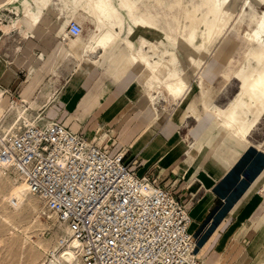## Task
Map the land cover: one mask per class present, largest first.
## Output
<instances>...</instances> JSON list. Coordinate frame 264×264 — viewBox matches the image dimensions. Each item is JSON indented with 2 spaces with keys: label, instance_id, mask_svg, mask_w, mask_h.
Returning <instances> with one entry per match:
<instances>
[{
  "label": "crops",
  "instance_id": "0c3cea01",
  "mask_svg": "<svg viewBox=\"0 0 264 264\" xmlns=\"http://www.w3.org/2000/svg\"><path fill=\"white\" fill-rule=\"evenodd\" d=\"M113 1L117 11L116 31L120 32L121 27L122 31L108 52L102 48L90 52L86 48L92 41V32L97 31V22L84 39L85 47L75 48V37H67L64 40L69 22L80 10L77 0H49L40 4L30 0L33 10L39 15L36 25L24 22L22 29L11 27V23L0 27V61L7 70L18 66V71L28 72L26 94L38 95V108L43 111L39 113L51 121L64 122L71 126L73 131L82 130L86 134L85 138L90 141H93L90 126L101 125L100 122H105L106 116L110 118V123L118 113L124 109L128 110L129 105L140 97L137 92L133 93L134 90H129L133 86V78L136 77L138 69H129L126 71L130 75L127 79L115 82L117 73H111L113 71L110 68L102 66L101 60L109 52L110 58L117 44L124 43L126 47V39H131L136 47L140 45L141 39L149 40L145 36L135 38L139 30L161 33L156 29L143 27L142 21H138V14L123 8L120 0ZM65 10L68 11L67 14ZM37 30L39 32H36ZM237 30H240L238 23L219 40L216 48L210 50L211 54L205 56L201 64L198 63L200 67L189 60L190 55L185 54L186 49L175 48V44L165 34L170 46L166 50L162 51L159 45L149 40L157 47V51H154L157 56L152 55L154 59L158 58L159 54L165 57L171 52L178 54L185 68L188 89L179 101H175L165 89L158 92L143 81L147 87L144 91L148 95L152 111L141 116L128 117L133 118L131 125L135 127L131 132L123 133L125 138L123 136L121 140L125 144V151L120 153L111 150L113 153L124 155L125 160L132 164L140 175L153 173L162 186L172 190L175 196L189 207L193 218L192 231L210 233L201 248L212 235H216L214 245L206 254L208 262L212 259L211 256L207 257L208 255L224 252L244 253L250 248L239 244L234 246L235 251H227L228 243L233 238L239 239L241 243L248 238L252 241L264 238V140L257 142L251 138L264 116L247 135L249 147L242 150L228 140L215 118L207 112L208 108L214 106L227 107L240 94L238 79L228 80L230 60L236 53L234 47L238 46V40L233 34V31L239 32ZM160 42L164 43L162 39ZM38 45L44 49H33V46ZM141 69L144 71L142 66ZM55 77H65L56 93L52 90V79ZM201 79L211 84L208 93H215L213 101L205 100ZM193 80L198 82L195 89ZM234 82H238V92L225 105L217 103V91L230 90ZM149 91L155 97L154 100L151 99ZM164 92L170 102L178 105L165 119L163 112L157 107V93ZM24 99L33 111L34 106L28 98ZM191 118L199 123V136L203 128L212 123L233 148L211 143L207 148L201 147L195 153L192 145V135L195 133L189 129L188 124ZM141 122L145 128L136 129ZM250 149H255L256 154L251 155L248 151ZM219 208H222V211L215 216ZM247 225L249 228L245 231L244 227ZM201 259L203 261V258Z\"/></svg>",
  "mask_w": 264,
  "mask_h": 264
},
{
  "label": "built area",
  "instance_id": "2783aa9c",
  "mask_svg": "<svg viewBox=\"0 0 264 264\" xmlns=\"http://www.w3.org/2000/svg\"><path fill=\"white\" fill-rule=\"evenodd\" d=\"M82 31L77 21L68 26L69 37ZM0 161L70 228L57 243L77 242L82 264H205L204 232L192 231L189 207L153 173L140 175L124 155L66 124L31 125L3 137Z\"/></svg>",
  "mask_w": 264,
  "mask_h": 264
},
{
  "label": "bare ground",
  "instance_id": "6f19581e",
  "mask_svg": "<svg viewBox=\"0 0 264 264\" xmlns=\"http://www.w3.org/2000/svg\"><path fill=\"white\" fill-rule=\"evenodd\" d=\"M31 1L40 4L42 1L47 2L49 0ZM120 1L123 8L131 13L138 14V21L139 19L142 21L143 27L153 28L165 34L175 44V48L186 49L189 45L195 46L194 54L200 55L202 58L208 54L205 51L206 43H212L216 36L221 38L226 36L231 27L237 23L239 24L241 15L251 3V0ZM77 3L80 5L79 13L75 15L69 24L72 21H77L80 25L82 24L83 31L75 37V48L85 47L84 39L90 30L89 24L95 25L94 23L97 22V31L92 32L90 36L92 41L86 48L90 52H96L100 48L108 52L120 37L122 31V27L120 32L116 31L117 11L114 1L77 0ZM24 15L32 26L39 21V15L36 14L30 3L25 8ZM67 37H69L68 27L65 30L64 40ZM235 37L240 43L236 48L234 58L230 60L232 65L228 73V80L238 79L240 94L227 107L214 106L208 108L207 112L215 118L228 140L240 149L245 150L249 147L247 135L252 132L254 126L264 116V11L261 13L260 18L256 20L252 31H248L244 35L236 32ZM199 40L200 45L196 46ZM126 42L127 54L124 53V57L121 56L119 60H116L117 53L113 52L109 58L112 63L117 61L118 65L116 64V66L115 63L114 65L119 69V72L120 66L126 69L140 64L144 70L143 81L150 88L157 89L158 92L165 89L175 101H179L186 93L189 84L185 68L178 54L171 52L168 57L159 54V57L154 59L151 57L150 52L157 51V47L149 40L141 39L140 45L137 47L131 39H126ZM149 46L150 49H147ZM194 54L189 57L192 63L197 62ZM236 55L240 57L237 58ZM200 64H197L198 67H200ZM124 69L121 70L125 71ZM119 72H116L117 77H121L122 72ZM123 73L125 74V72ZM210 87L211 84L201 79V88L205 93L206 101H213L215 98V93H208ZM149 94L151 99L154 100L155 97L150 91ZM19 101L25 103V106L20 108L15 122L10 126V132L15 130L17 126L28 127L51 122V120L38 113V115L31 116L28 109L25 108L28 107V101L23 96L19 97ZM6 102L4 92L0 90V111L6 107ZM12 104L16 107L20 106L19 104L15 105V103ZM11 168L16 171L24 183L16 188L10 196L11 204L18 209L25 204L30 194H36L31 192L24 178L14 167L2 164L0 161V172L2 174H7V170H11ZM57 225L60 230L58 237L61 235L62 237H68L71 233L70 228L59 223L58 220ZM215 238L216 236L206 243L199 252V257L203 258L205 264L210 263L206 260V254L214 245ZM54 248L53 264H58L61 260L66 261L67 264H79L80 262L82 264L80 246L77 242L71 241L64 248H60L57 243ZM56 250L60 251L59 254H56Z\"/></svg>",
  "mask_w": 264,
  "mask_h": 264
},
{
  "label": "rangeland",
  "instance_id": "374dc122",
  "mask_svg": "<svg viewBox=\"0 0 264 264\" xmlns=\"http://www.w3.org/2000/svg\"><path fill=\"white\" fill-rule=\"evenodd\" d=\"M29 2L30 0H0V27H4V24L8 25L11 23V27L22 29L24 22L30 23V21L24 16L25 8ZM263 11L264 0H251L247 10L240 17L238 24L240 30L237 31H239L241 35L246 34L248 31H252L256 24V20L260 18ZM67 12L68 11L65 10L66 14ZM89 29V31L93 29V24H89ZM36 32L39 31L37 30ZM233 34H235V31H233ZM229 35L232 36V34ZM141 36H145L154 44L159 45L162 51L170 48L169 42L163 33H147L145 30H139L138 35L135 38L138 39ZM160 39H162L164 43L161 44ZM220 39V36H216L212 43H206L205 51L208 53L207 55L211 54L209 53L211 49L216 48ZM199 42L200 40L198 43H196V46L200 45ZM239 43L240 41H238V45ZM194 47L195 46L193 45L187 46L185 54H187V56L194 54ZM34 48L39 50L44 49L39 45L33 46V49ZM236 48L237 46L234 47V49ZM147 49H150V46ZM113 50L115 53H117L116 60H119L121 56L124 57L125 54H127L124 43L117 44ZM107 54L108 55L103 57L101 60V65H104L105 68H110L111 71H113L111 73L115 74L116 72H119V69L116 67L118 65L117 61H113V63L111 60L108 61L111 52ZM150 55L151 57L152 55L155 57L157 56L153 51L150 52ZM194 55L196 56L197 60V62L194 64L197 66V64L200 63L203 58L200 55ZM28 56H30V54H28ZM236 56L237 58L240 57H238V55ZM114 63L117 65L115 66ZM17 67L18 66L12 68L11 70H7L0 61V90L4 92L7 100L6 107L0 111V148L3 137H6L12 133H18L25 128L23 125L17 126L15 130L10 132V126L15 122L20 108L25 106V103L19 101L20 96H23L26 99L28 98L29 102L34 106L33 111L29 109V107H25L28 109V112L31 114V116L33 113L34 115L37 113H43V111H39L38 108L40 105L38 102V95L27 96L26 94L27 82H29L28 72L18 71ZM131 68L138 69L136 71V77L133 78V86L129 89L130 92L131 90H134L133 93L137 92L139 94L140 97L138 101L132 102L129 105L128 110L124 109L122 112L118 113V115H116V117L111 121L112 123H108L110 118L106 116L105 122H100L101 125L90 126L91 139H93L95 143L107 146L110 148V150L118 151L120 153H123L126 148L124 146L125 144L123 140H121L123 136L125 138L123 133L127 131L131 132V129L135 127L131 125L133 118L128 117H134L136 115L141 116L150 110L152 111L150 100L148 95L145 93L146 91H144V88L147 89V87L143 83L144 71H142L141 66H130L126 68L127 70L120 66L119 73L125 72V74L123 73L122 75L121 73V77H117L115 75L114 80L115 82H119L120 80L124 81L127 79V77L130 75L126 71ZM121 69H124L125 71ZM43 80L45 81L50 79ZM63 80H65V77H59L58 79L55 77L52 79V82H54V85L52 86L54 93L60 89L61 82ZM193 82V87L195 89L198 87V82L197 80H193ZM97 85L98 84H96V86ZM237 92L238 82H234L230 90L228 89L226 92H223L222 89H219L217 91L218 95L216 102L220 105H225L228 100ZM157 95L159 96L157 107L163 112V119H165L166 117L170 116V114L174 111V108L178 105H174V103L170 102L167 99V93L165 92L161 94L157 93ZM12 103H15V105L19 104L20 106L16 107ZM121 117H123V119ZM188 124L190 126L189 129H192L195 133L192 135V145L195 153H197L201 147L207 148L208 144L211 143L230 146L226 142L224 135H222L212 123H209L205 128H203V132L200 136L198 135L199 132L197 130V128H199V123L196 122L194 118H191L190 123ZM67 126L71 128V126ZM137 128H145L144 123L136 126V129ZM75 132L84 137L86 135L82 130ZM251 138L257 142L264 140V120L257 126ZM230 148L233 147L230 146ZM248 151L251 155L256 154L255 149H250ZM23 184L24 183L16 171H14V169L11 168V170H7V174H2L0 172V264H53V251L55 250L54 247L57 244V238L60 233L57 225L56 215L46 208L42 199L33 194L29 195L24 205L18 209L15 208L10 202V196L11 193L16 190V188ZM250 226L252 225L250 224ZM248 228V225L245 226V231ZM209 234L210 233L208 232H204V241L207 239ZM214 236L216 235H212L206 243L210 242ZM239 244L250 248H248L244 253L224 252L220 254L208 255L207 257H212L209 264H264V238H257L254 241L248 238L242 241V243L239 241V239L233 238L228 243L229 248H227V251H235L236 249L234 246H238ZM59 252L60 251L56 250V254H59ZM58 264H67V262L61 260V262ZM79 264H81V262Z\"/></svg>",
  "mask_w": 264,
  "mask_h": 264
}]
</instances>
